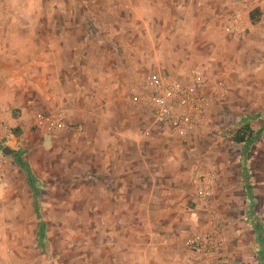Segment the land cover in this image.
<instances>
[{
  "label": "rangeland",
  "instance_id": "rangeland-1",
  "mask_svg": "<svg viewBox=\"0 0 264 264\" xmlns=\"http://www.w3.org/2000/svg\"><path fill=\"white\" fill-rule=\"evenodd\" d=\"M215 4L0 0V163L35 179L41 231L32 264H264V0H242L247 12L259 9L254 26L232 12L221 27L208 24ZM209 37L222 44L211 48ZM115 61L111 113L100 95ZM153 72L200 75L210 109L189 135L152 125ZM74 82L80 99H60ZM76 101L89 107L81 121L49 111ZM53 115L63 129H47ZM247 119L254 135L244 154L231 135ZM130 132L135 138L124 137ZM211 219L221 247H187Z\"/></svg>",
  "mask_w": 264,
  "mask_h": 264
},
{
  "label": "crops",
  "instance_id": "crops-1",
  "mask_svg": "<svg viewBox=\"0 0 264 264\" xmlns=\"http://www.w3.org/2000/svg\"><path fill=\"white\" fill-rule=\"evenodd\" d=\"M217 2H218V8L216 7V4L213 5L212 7V9L216 10V12L215 11L212 12V14H209L207 17V18H211V21L207 22L208 24L211 23L213 26L221 27L224 23V19L227 16V14L232 12L233 14L239 17L242 16L241 18L244 19L245 21H248L249 25H251L249 22V13L256 8H253L252 10H248L247 12L246 9L243 7L242 0H217ZM247 2L248 1H246V4ZM146 34H144L143 37L142 35H139V39L137 41L140 44L139 46L140 53L142 46L144 47V49H147L148 47V39H147L148 35L146 36ZM131 41L132 40L130 39L129 42ZM206 41L211 42L210 43L211 48L217 47L215 46L217 42H219V45L222 44L221 39L212 40V37L207 38ZM124 42H127V40L125 39ZM126 47H127L126 43H123V48ZM143 62L145 64V60H143ZM114 65L109 67L108 69V74H109V77L107 78L108 85L102 87V95H100L102 102L104 103V101H106L105 105L109 107L111 113L115 112V106L117 100L115 98L116 90H117V82L119 83L118 77L114 76L112 78V76L118 72L116 70L117 68L116 61L114 62ZM169 78L177 79V77H173V76ZM122 82L123 84L118 85V87L121 86L124 87L125 85L130 84V83H126L125 81ZM75 83L76 82L73 83L72 89H70L68 92L63 91L60 93V99H62L67 93H68L67 94L68 97L70 98L80 99L76 97L78 93L77 91L78 89ZM50 97L55 98L52 95H50ZM123 97L124 96L122 95V97L118 99H123ZM54 100H58V99H54ZM87 106H88L87 104L86 106L83 103L81 104V101L68 102V103L60 102L58 106H55L54 109L51 107L49 111L52 112L54 110L55 111L59 110L60 113L63 115V119L65 120L75 119L76 121H81L78 115L80 114V116L83 117L82 115L88 113L89 107ZM69 111H76L74 117L73 115H70L71 112ZM208 111L206 112V114L208 113ZM124 137L135 138V135H132L130 132V133H126ZM22 174L24 175L23 171ZM32 190H34L33 183L30 184L26 178L25 181L19 178L16 171L15 172L13 171V173L11 174L8 173L5 165L0 163V264L5 259L8 262L11 261L12 264L33 263V259L35 257V251H36L35 244L36 241H38L37 239L38 228L36 224V215H37V210L35 205L36 200L34 199L35 197L32 195V193H34V191ZM32 218H34V220H31ZM38 242L40 244V241Z\"/></svg>",
  "mask_w": 264,
  "mask_h": 264
},
{
  "label": "built area",
  "instance_id": "built-area-1",
  "mask_svg": "<svg viewBox=\"0 0 264 264\" xmlns=\"http://www.w3.org/2000/svg\"><path fill=\"white\" fill-rule=\"evenodd\" d=\"M234 32L235 26L230 27ZM146 108L151 116L153 126H164L181 136H187L201 123L210 108L209 101L201 93V77L191 74L172 79L160 73H149ZM216 87L221 88L220 84ZM49 130L64 128L60 115L45 119ZM148 131L144 133L147 135ZM212 179L208 176L199 185V196L203 199L210 196ZM209 226L193 232L185 241V245L199 253L211 254L223 243L222 233L218 230V221L209 220Z\"/></svg>",
  "mask_w": 264,
  "mask_h": 264
},
{
  "label": "trees",
  "instance_id": "trees-1",
  "mask_svg": "<svg viewBox=\"0 0 264 264\" xmlns=\"http://www.w3.org/2000/svg\"><path fill=\"white\" fill-rule=\"evenodd\" d=\"M259 17H260L259 9L257 8L253 9L249 13L250 24L255 25L258 22ZM248 121L249 119L241 123L239 127H237V129L231 135L232 142L239 145L242 148L244 154L246 153V150L248 149L250 142L252 141L253 135H254L253 131L250 129ZM23 173H24L25 178L30 184L34 183L35 179L32 177L28 169L24 168ZM36 224H37L38 231H41L40 216L38 214L36 215Z\"/></svg>",
  "mask_w": 264,
  "mask_h": 264
},
{
  "label": "water",
  "instance_id": "water-1",
  "mask_svg": "<svg viewBox=\"0 0 264 264\" xmlns=\"http://www.w3.org/2000/svg\"><path fill=\"white\" fill-rule=\"evenodd\" d=\"M9 152H10V150H9L8 148H3V149H2V153H3L4 155H8Z\"/></svg>",
  "mask_w": 264,
  "mask_h": 264
}]
</instances>
